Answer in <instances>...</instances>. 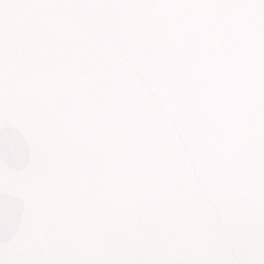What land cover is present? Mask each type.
<instances>
[{"label": "snow or ice", "instance_id": "obj_1", "mask_svg": "<svg viewBox=\"0 0 264 264\" xmlns=\"http://www.w3.org/2000/svg\"><path fill=\"white\" fill-rule=\"evenodd\" d=\"M0 264H264V0H0Z\"/></svg>", "mask_w": 264, "mask_h": 264}]
</instances>
